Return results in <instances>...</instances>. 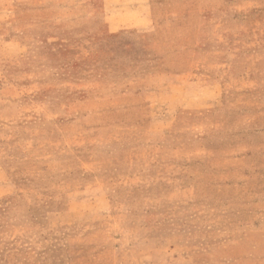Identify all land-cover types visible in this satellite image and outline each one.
<instances>
[{"label":"rangeland","instance_id":"rangeland-1","mask_svg":"<svg viewBox=\"0 0 264 264\" xmlns=\"http://www.w3.org/2000/svg\"><path fill=\"white\" fill-rule=\"evenodd\" d=\"M0 264H264V0H0Z\"/></svg>","mask_w":264,"mask_h":264}]
</instances>
